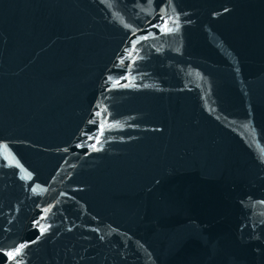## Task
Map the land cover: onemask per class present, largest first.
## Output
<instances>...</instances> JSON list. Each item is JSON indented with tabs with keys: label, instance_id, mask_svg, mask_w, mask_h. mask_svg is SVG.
Here are the masks:
<instances>
[{
	"label": "water",
	"instance_id": "water-1",
	"mask_svg": "<svg viewBox=\"0 0 264 264\" xmlns=\"http://www.w3.org/2000/svg\"><path fill=\"white\" fill-rule=\"evenodd\" d=\"M0 264H264V0H0Z\"/></svg>",
	"mask_w": 264,
	"mask_h": 264
}]
</instances>
